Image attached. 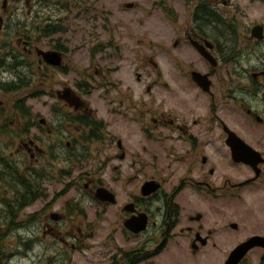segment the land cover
I'll return each instance as SVG.
<instances>
[{"label": "flooded vegetation", "instance_id": "af4514ba", "mask_svg": "<svg viewBox=\"0 0 264 264\" xmlns=\"http://www.w3.org/2000/svg\"><path fill=\"white\" fill-rule=\"evenodd\" d=\"M9 2L0 0V32L13 10ZM30 2L26 6L33 8ZM142 3L144 28L171 23L177 32L169 40L146 37L147 44L156 41L152 54L163 55L168 65L146 54L136 61L135 20L127 27L130 47L93 35L69 49L66 41L54 42L45 51L59 53L58 64L37 53L39 38L33 45L18 37L24 56L35 58L32 75L49 95L53 122L18 116L17 144L9 153L21 151L29 162L17 154L18 161L0 157V202L7 214L0 213V233L12 234L16 211L58 175L63 186L45 205L53 208L47 222L38 227L35 213L27 225L35 236L59 240L54 264H187L189 254L190 264H223L246 242L253 245L240 264L264 262V0L127 2L133 10ZM159 14L174 21L158 20ZM48 19L51 34L63 28ZM6 34L0 40V104L8 83L23 78L6 77L8 64L19 70L25 62L8 52ZM72 48L82 50V58ZM145 59L153 72L144 68ZM55 72L62 78L52 82ZM15 84L10 92L20 89ZM13 170L29 181L35 177L34 196H25L29 190ZM3 177L23 189L6 187ZM93 222L103 231L104 222L116 225L97 256L71 263ZM59 227L64 235L57 234ZM161 254L164 262H155Z\"/></svg>", "mask_w": 264, "mask_h": 264}, {"label": "rangeland", "instance_id": "374dc122", "mask_svg": "<svg viewBox=\"0 0 264 264\" xmlns=\"http://www.w3.org/2000/svg\"><path fill=\"white\" fill-rule=\"evenodd\" d=\"M30 1L31 2L29 4H32L33 8L26 6V0L19 2L10 0L9 4L13 10L12 12H8L7 18L3 23L4 26H2V31L0 32V40H2V38L5 37L4 34L7 29L6 42L8 43V52H18V57L23 56L25 58L23 67L19 69L22 70V72L14 69L13 71H8L6 73V77L11 74L13 78H15V76H22L23 78H21L20 81L18 80L13 82H20L21 87L18 91L8 92L1 96L2 103L0 104V123H2L3 133L5 134L0 136V157L9 155L10 157L16 158L17 161L19 157V159L24 162L29 161L27 156L21 151H16L14 154L9 153V150L16 148L17 137L15 135L19 132L17 129V122L21 120L18 116H22L21 113L16 110V104L21 102L28 107L29 115L25 117H31V121L34 119L37 120L40 117L51 120L53 115L48 93L42 91L37 77L32 75V70L35 69L33 64V60L35 58L33 55L27 57L24 56L22 46L18 44V37L24 36L26 38H30V40H33V45L37 38H39L38 47L44 50L59 40L61 42L66 41L65 44L69 49L70 47H73L74 43L81 37H87L88 41H90L92 38L91 35L104 37L105 39L110 37L111 40L119 44L120 48L124 44L130 47V44H128L130 37L127 36V27L133 20H135V23L133 22L131 25L134 26L136 61L142 62L141 57L146 54L153 57L154 61L157 62L158 65L160 62L162 66H164L168 65V63L165 62L164 56H159L160 58L158 57L159 59H157L156 56L152 54L156 41L149 39V43L147 44L146 37L161 38V36H164L169 40L170 38L177 36V32L171 27V23L165 24L167 28L161 30L153 28L148 31V29L144 28L147 18H145L144 15H141V12L145 7V4L143 3L137 4L136 9L133 10L124 8V3L129 2L130 0H100L98 3L94 0H85V3H80V0L76 3H73L72 0H39V4L36 6L34 2H37L38 0ZM140 1L144 2V0ZM16 7H18V9H16ZM147 7H149V5ZM96 15L101 18H97ZM158 16L160 17V14ZM50 17H52V19H50L52 23L61 22L63 28L61 30L58 29L57 32H53L52 34L50 33L51 31L46 32V35H44V30L45 28H48V18ZM157 19L162 21H174L173 17H160ZM67 24L71 26L67 27ZM47 30H50V28ZM158 31H161L162 33H159ZM54 39L56 40L48 44V41ZM161 40L162 39H159V43H161ZM92 45L93 44L90 43L88 44L89 47ZM148 46L150 51L148 50ZM81 52L82 50L77 51L74 48L71 49V53L77 54L79 58H82ZM145 61V65H147L149 61L147 59H145ZM81 66L83 67L84 64ZM13 67L17 66L14 65ZM144 68L150 69L152 67L147 65L144 66ZM149 71L153 72V69H150ZM70 75L72 76L71 78H74L73 76H79V74L76 73H70ZM11 76H9V79H11ZM54 77L56 80H52V82H57V79H61L62 75L55 72ZM11 80L14 81L17 79L15 78ZM46 87L47 85L44 86V89H46ZM95 99L94 94L91 100L95 101ZM93 105L95 106V104ZM51 122H53V119ZM31 132L36 134L41 131L31 129ZM30 162H32V160H30ZM42 166L48 168L46 164ZM1 171L2 167H0V172ZM55 172H58L56 167ZM56 179H58V175H55V179L47 182L45 184V188L41 185L43 188L42 193L35 196L37 200L34 201V198L31 202H29L30 204H27L28 206L26 205L27 207L24 206V209L16 211L18 219L13 222V224L16 225V229L12 234L6 236L0 233V264L55 263L53 248L59 244V240L57 238L50 239L49 236H35L31 234L29 226L27 225L31 224L32 220H36L37 216L35 213H39V217L36 220V222L39 223L38 227L43 226L45 222H47L48 214L51 210H53V208H51L52 205H45L48 204V201H50L63 186V180L59 183ZM3 185V183H0V196L2 195L1 192L4 187ZM32 186L33 188H36L35 177L32 181ZM120 191H122V189H120ZM34 195L35 191L25 192V196L27 197ZM3 205L4 204L0 202V213L2 216L7 217L6 208H4L5 206ZM90 212L93 213V211ZM91 217H94V215L91 214ZM3 224H5V220L0 221V226H3ZM94 225L93 228L89 229L90 231L87 233V236H84L87 238H84L83 241L79 243L80 248L84 249L79 253L71 252V263L78 261L81 258L85 259V257L97 256L99 246L105 244V240L103 239L104 235L107 232L112 231L116 224L113 222L110 224L104 222L103 225L106 229L104 231L101 230L98 224L94 223ZM58 229L62 231L57 234L64 235L65 229L61 227ZM2 230L3 229L0 228V231ZM37 235H41V232L38 231ZM65 239L69 240L67 237ZM67 245L69 246L70 243L68 242ZM169 255L172 256L173 254L169 253ZM49 257L51 258L48 259ZM188 258L189 261L187 264H190L192 261V255L189 254ZM154 261L162 263L164 262V257L158 256ZM215 264L217 263L215 262ZM246 264H257V258H253Z\"/></svg>", "mask_w": 264, "mask_h": 264}, {"label": "water", "instance_id": "95a60500", "mask_svg": "<svg viewBox=\"0 0 264 264\" xmlns=\"http://www.w3.org/2000/svg\"><path fill=\"white\" fill-rule=\"evenodd\" d=\"M6 0H3V3H5ZM38 54H42L43 58L45 61L49 62V63H55L58 64L59 62V57L57 55V53L55 52H50V51H42L39 50ZM96 196L98 197V193L96 194ZM253 244L251 242L249 243H243L239 246H237L235 249H233L226 261L224 262V264H238L239 261L243 258V256L245 255V253L249 250V248L252 246ZM264 246V243H263Z\"/></svg>", "mask_w": 264, "mask_h": 264}, {"label": "trees", "instance_id": "16d2710c", "mask_svg": "<svg viewBox=\"0 0 264 264\" xmlns=\"http://www.w3.org/2000/svg\"><path fill=\"white\" fill-rule=\"evenodd\" d=\"M48 28H45V30H44V35H46V32H50V30H47ZM14 59H16V58H14ZM14 65L13 64H8V67H7V71H13L14 69H15V67H13ZM17 89V85L16 84H14V83H8V91H13V90H16ZM20 110H22V109H26L25 108V106H24V104L23 103H21L20 104V106L18 107ZM17 108V109H18ZM26 111L27 110H25V113H26ZM11 175H14L15 176V178H16V180H18V181H22V182H24L23 183V186L27 189V190H29V191H32V187H31V184H30V181H32V180H27V179H23L22 178V175H20V174H17V172L15 171V170H13V171H11V172H9ZM1 180H3L4 182H5V185H6V187H8V188H12V189H14L17 193H19V190H20V188H19V185L20 184H18L17 182H14V183H9V182H6L5 181V178L3 177V178H1ZM21 187H22V189H23V186L22 185H20ZM7 209H8V207H7ZM1 248V247H0ZM260 264H264V262H260Z\"/></svg>", "mask_w": 264, "mask_h": 264}, {"label": "bare ground", "instance_id": "6f19581e", "mask_svg": "<svg viewBox=\"0 0 264 264\" xmlns=\"http://www.w3.org/2000/svg\"><path fill=\"white\" fill-rule=\"evenodd\" d=\"M39 186V185H38ZM14 190V189H13ZM9 191H10V189H9ZM11 193V192H10ZM11 195V194H10ZM13 195V194H12ZM26 200H28V199H26ZM27 202V201H26ZM31 202V201H30ZM25 203V202H24ZM27 204V203H26ZM28 204H30L29 202H28ZM2 205V204H1ZM3 206H5V204L3 205ZM5 208V207H4Z\"/></svg>", "mask_w": 264, "mask_h": 264}]
</instances>
